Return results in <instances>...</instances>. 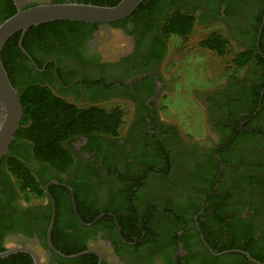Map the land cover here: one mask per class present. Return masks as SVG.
Instances as JSON below:
<instances>
[{
    "label": "flooded vegetation",
    "instance_id": "1",
    "mask_svg": "<svg viewBox=\"0 0 264 264\" xmlns=\"http://www.w3.org/2000/svg\"><path fill=\"white\" fill-rule=\"evenodd\" d=\"M56 1L0 0V21L18 8ZM71 1L84 0H61ZM263 5L155 0V14L137 10L113 22H57L19 31L21 54H13L11 69L17 93L32 81L79 107L118 106L124 121L116 136L93 133L65 143L72 162L62 173L37 161L24 140L10 152L11 142L6 153L30 168L43 193L20 191L6 165L0 166L2 242L33 249L40 264L84 255L64 258L49 247L54 213L50 242L53 232L62 238L59 246L64 240L84 244L100 254L88 252L96 264H224L227 259L213 248L229 243L264 258V61L257 55L242 67L233 61L241 75L230 73L202 91L210 132L205 138L190 137L161 113L175 83L164 65L169 40L177 35L163 32L165 19L191 14L193 30L206 38L223 36L238 53L247 50L253 31L257 37ZM261 43V53L256 43L254 52L264 60V34Z\"/></svg>",
    "mask_w": 264,
    "mask_h": 264
},
{
    "label": "trees",
    "instance_id": "2",
    "mask_svg": "<svg viewBox=\"0 0 264 264\" xmlns=\"http://www.w3.org/2000/svg\"><path fill=\"white\" fill-rule=\"evenodd\" d=\"M119 0H84L85 3H93L99 5H114ZM56 2H61L57 0ZM155 0H141L136 9L129 15L131 16L137 10L145 11L147 14H155L152 12ZM261 13L264 12V5ZM6 15L0 23L9 17ZM128 16V17H129ZM151 19V16H149ZM260 17L256 19V27L260 22ZM57 22H69L65 20L53 21L41 24H52ZM76 23V21H72ZM194 16L187 13H175L169 15L165 19L162 30L165 34L175 33L177 36L186 37L193 31ZM40 24V26H41ZM31 26L30 29H34ZM263 31V29H262ZM20 32L13 34L5 42L1 50V60L4 68L11 80L12 56L14 53L21 54V50L17 43V37ZM264 31L260 35V47ZM256 31H253L247 50L238 52L233 61L238 67H242L256 55L261 61H264L255 50ZM200 45L214 51L218 55H224L228 49V41L221 35L214 34L200 41ZM14 85V84H13ZM19 99L22 105V118L20 125L14 134L12 143L9 146L11 152L12 147L18 140H24L30 144L34 158L42 163L52 166L57 172H65L72 162V157L64 144L75 140L79 136L89 137L93 133H101L109 136H116L124 121V111L114 106L105 109L98 106L79 107L73 103H69L64 99L56 96L48 87L34 84L32 81L22 84L18 90ZM6 165L7 169L12 173L18 184L20 191L33 192L42 194L43 187L36 180L30 168L11 153H6L1 161L0 166ZM260 179L251 180V183L260 182ZM248 181V180H247ZM250 181V180H249ZM241 182V181H240ZM76 208L79 213L78 202ZM253 210V206H251ZM248 215V214H247ZM15 228L16 226H13ZM68 235V234H67ZM62 239V238H61ZM61 239L55 238L51 232V242L64 254H74L88 249L84 244L71 245L67 240L63 241V245L58 243ZM11 247L7 241L0 238V251ZM214 252H222L225 250H241L248 251L247 248L229 243L226 245L215 244ZM250 256L264 263V258H260L248 251ZM221 258L227 259L224 264H253L246 256L240 252L229 251L221 255ZM64 261V262H63ZM97 257L93 253H86L77 258L63 260V264H96ZM0 264H33L30 256L25 252H16L0 258Z\"/></svg>",
    "mask_w": 264,
    "mask_h": 264
},
{
    "label": "water",
    "instance_id": "3",
    "mask_svg": "<svg viewBox=\"0 0 264 264\" xmlns=\"http://www.w3.org/2000/svg\"><path fill=\"white\" fill-rule=\"evenodd\" d=\"M141 0H119L114 5H99L85 2H59V3H40L27 8H18L15 13L7 17L0 23V109L2 111V119L0 123V160L6 153L9 144L14 138V134L19 127L22 117V105L16 89L11 84L7 71L3 66L1 60V50L5 42L14 33L21 31L23 33L28 27L32 25L41 24L44 22L54 20H68L79 21L87 23H106L123 19L130 15L138 6ZM264 24V13L261 18L260 27L256 37V48L261 53L259 48V40L261 30ZM54 213L52 214L51 222L47 233V242L49 247L54 250L58 255L64 258L77 257L79 255L95 252L93 250H85L74 254H63L56 250L50 242V229L53 222ZM235 251L245 254L251 261L257 264L260 263L241 250H225L215 253L217 255ZM16 252H27L31 255L34 264H40L39 258L33 249L15 245L3 251H0V258L9 256ZM97 264H100L98 261Z\"/></svg>",
    "mask_w": 264,
    "mask_h": 264
},
{
    "label": "rangeland",
    "instance_id": "4",
    "mask_svg": "<svg viewBox=\"0 0 264 264\" xmlns=\"http://www.w3.org/2000/svg\"><path fill=\"white\" fill-rule=\"evenodd\" d=\"M206 36V32L194 29L186 37H172L164 65L165 74L172 75L175 83L171 95L161 102V113L197 139L210 134L200 103L202 91L220 85L230 73H242L233 64L238 48L231 43L224 55H218L200 45Z\"/></svg>",
    "mask_w": 264,
    "mask_h": 264
}]
</instances>
